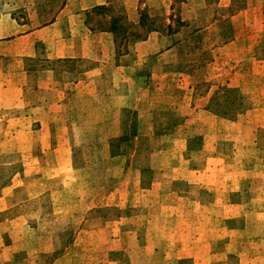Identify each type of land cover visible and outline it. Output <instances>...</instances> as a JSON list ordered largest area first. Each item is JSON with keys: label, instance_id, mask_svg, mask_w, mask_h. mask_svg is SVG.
I'll use <instances>...</instances> for the list:
<instances>
[{"label": "rangeland", "instance_id": "obj_1", "mask_svg": "<svg viewBox=\"0 0 264 264\" xmlns=\"http://www.w3.org/2000/svg\"><path fill=\"white\" fill-rule=\"evenodd\" d=\"M108 2L121 76L0 45V264H264V0Z\"/></svg>", "mask_w": 264, "mask_h": 264}, {"label": "crops", "instance_id": "obj_2", "mask_svg": "<svg viewBox=\"0 0 264 264\" xmlns=\"http://www.w3.org/2000/svg\"><path fill=\"white\" fill-rule=\"evenodd\" d=\"M108 3V0H58L54 17L44 25L30 26L29 21L33 18L28 17L41 14L40 0H1L0 45L19 43L20 46L34 47L40 42L46 46L49 57L82 59L90 63L84 71L87 77L102 78V73L106 70L121 73L125 66L115 60L113 29L93 27L88 22L93 8ZM21 14L25 17L21 16L19 19ZM158 40L160 38L153 30L148 37L135 41L132 45L136 52L147 58L160 51ZM42 75L50 83L55 71L49 69ZM113 94L123 99L122 95L125 93L114 89ZM122 106L121 104L118 111Z\"/></svg>", "mask_w": 264, "mask_h": 264}]
</instances>
